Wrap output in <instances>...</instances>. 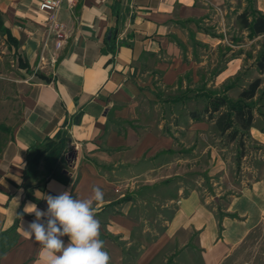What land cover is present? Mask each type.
Returning a JSON list of instances; mask_svg holds the SVG:
<instances>
[{
  "label": "crops",
  "instance_id": "crops-1",
  "mask_svg": "<svg viewBox=\"0 0 264 264\" xmlns=\"http://www.w3.org/2000/svg\"><path fill=\"white\" fill-rule=\"evenodd\" d=\"M41 1L0 0V11L23 39L26 57L37 68L34 72L49 78L32 75L20 122L12 128L0 154V232L17 222L10 236L14 246L0 258V264H40L41 246L25 233L35 216L24 209L34 203L46 210L43 198L55 196L60 190H70L75 198L82 199L92 195L94 185L101 187L104 202L94 205L95 215L109 214V228L115 226L114 222L126 226L124 217L108 210L113 205L124 207L126 189L141 177L139 168L130 166L132 162H144L148 152L156 154L164 142L152 135L140 136L133 129L120 134L109 125L108 114L116 105H124V118L130 113L126 103L138 94L130 81L133 67L146 51L156 49L163 41L172 20L197 15V4H220L223 0H63L58 19L66 26L67 39L61 47L50 38L44 47L48 22L39 10ZM259 1L263 9L258 11L264 14V0ZM116 6L119 17L114 13ZM115 29L118 34L113 49L107 39ZM63 134L69 138L66 150L70 158L65 154L46 157L38 178L29 181L31 187L25 189L23 171L28 149ZM54 165L60 169L45 180ZM157 176L154 174V178ZM224 212L220 232V218L214 209L199 191L191 190L179 203L169 234L197 232L207 264H219L264 220V175L234 197ZM63 239L68 242V237ZM161 240L148 254L156 253Z\"/></svg>",
  "mask_w": 264,
  "mask_h": 264
},
{
  "label": "rangeland",
  "instance_id": "rangeland-1",
  "mask_svg": "<svg viewBox=\"0 0 264 264\" xmlns=\"http://www.w3.org/2000/svg\"><path fill=\"white\" fill-rule=\"evenodd\" d=\"M197 8V15L172 20L163 41L133 67L130 81L138 94L126 103L131 108L126 118L124 105H116L108 114L109 125L120 134L133 129L164 142L163 149L148 152L144 162H132L141 177L126 189L125 206L108 210L124 217L126 226L114 222L109 228V214L96 215L110 264H207L197 232L169 234L179 203L195 189L221 219L234 197L264 175L260 139V133L264 137V71L258 65L264 35L252 36L239 20L244 10L263 9V4L223 0L203 2ZM2 18L21 41L19 52L26 57L17 29L3 13ZM17 54L0 31V125L9 129L0 132V154L20 122L26 87L33 77L19 68ZM31 71L37 68L31 65ZM257 78L262 81L260 90L248 103L253 126L248 132L240 130L231 141L228 133L220 134L215 120L208 119L209 101L204 95L227 96L236 102ZM193 112L201 113L203 121H193ZM66 149L63 154L70 158ZM160 238L156 253L148 254ZM219 264H264V220Z\"/></svg>",
  "mask_w": 264,
  "mask_h": 264
},
{
  "label": "clouds",
  "instance_id": "clouds-1",
  "mask_svg": "<svg viewBox=\"0 0 264 264\" xmlns=\"http://www.w3.org/2000/svg\"><path fill=\"white\" fill-rule=\"evenodd\" d=\"M91 192L89 198L82 199L75 198L70 190L46 195V210L34 203L26 205L24 212L34 214L35 219L25 233L41 246L40 264H110L94 206L104 202L105 193L95 185ZM64 237H68L67 243Z\"/></svg>",
  "mask_w": 264,
  "mask_h": 264
},
{
  "label": "trees",
  "instance_id": "trees-1",
  "mask_svg": "<svg viewBox=\"0 0 264 264\" xmlns=\"http://www.w3.org/2000/svg\"><path fill=\"white\" fill-rule=\"evenodd\" d=\"M120 9L118 6L114 8V13L117 17H119ZM239 20L244 29H246L252 36H260L264 35V14H262L258 10H244L239 15ZM0 31L7 38V42L10 47L16 50L18 56V66L20 69L26 70L29 74H35L37 77L49 80L45 75L40 72H32L31 65L27 59V57L23 56L19 49L21 47V41L14 36L12 30L7 27L2 18V12L0 11ZM112 36L110 39H107L108 44H110L113 49H115V37L118 32L117 29L111 32ZM20 53V54H19ZM259 69L261 72L264 71V53L261 55L260 60L258 62ZM262 81L260 78H257L249 86L244 89L239 96L238 101L232 102L229 100L227 96L216 97L209 95H204L209 104L206 107L205 112L209 115V120H215L216 127L221 135H227L231 139V141H235L239 135L240 130L244 132H248L251 130L254 122V113L250 108L248 103L252 101L258 94L260 90ZM224 109V110H223ZM223 110V111H222ZM214 115H217L216 117ZM191 119L195 122H202L203 117L201 113L193 112L191 113ZM237 126V128H235ZM4 126L0 125V132L3 133L8 131ZM1 139V136H0ZM68 136L63 134L59 139H48L42 144L35 145L34 147L28 149L27 151V165L25 170L23 171L24 177V188L28 189L31 187L29 181L38 178V170L39 167L44 161V159L50 155L53 157H62L64 156V151L67 146ZM65 157V156H64ZM60 169V166L54 165L48 170L47 175L45 176V180L49 179L56 171ZM28 198H32L31 195H28ZM22 212H20V215ZM231 217H237L232 215ZM220 232H222V224L220 219ZM16 224L10 228L9 230L0 232V258L5 255L8 251H10L14 244L11 242V234L16 231Z\"/></svg>",
  "mask_w": 264,
  "mask_h": 264
},
{
  "label": "built area",
  "instance_id": "built-area-1",
  "mask_svg": "<svg viewBox=\"0 0 264 264\" xmlns=\"http://www.w3.org/2000/svg\"><path fill=\"white\" fill-rule=\"evenodd\" d=\"M63 0H42L39 4V10L47 16V39L44 47L48 46L49 38L54 39L56 46L61 47L67 39L66 26L58 19V13L61 9Z\"/></svg>",
  "mask_w": 264,
  "mask_h": 264
},
{
  "label": "water",
  "instance_id": "water-1",
  "mask_svg": "<svg viewBox=\"0 0 264 264\" xmlns=\"http://www.w3.org/2000/svg\"><path fill=\"white\" fill-rule=\"evenodd\" d=\"M111 36H112V34H111V33H109L108 39H110V38H111Z\"/></svg>",
  "mask_w": 264,
  "mask_h": 264
}]
</instances>
